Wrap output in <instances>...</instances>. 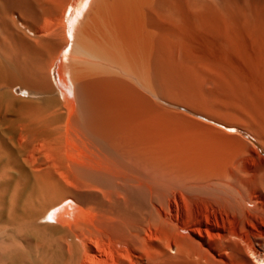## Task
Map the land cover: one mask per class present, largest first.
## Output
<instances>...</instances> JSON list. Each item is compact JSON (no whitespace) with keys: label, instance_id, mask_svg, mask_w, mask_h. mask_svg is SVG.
<instances>
[{"label":"bare ground","instance_id":"6f19581e","mask_svg":"<svg viewBox=\"0 0 264 264\" xmlns=\"http://www.w3.org/2000/svg\"><path fill=\"white\" fill-rule=\"evenodd\" d=\"M258 144L264 0H0V264H264Z\"/></svg>","mask_w":264,"mask_h":264},{"label":"rangeland","instance_id":"374dc122","mask_svg":"<svg viewBox=\"0 0 264 264\" xmlns=\"http://www.w3.org/2000/svg\"><path fill=\"white\" fill-rule=\"evenodd\" d=\"M70 15H71V12L68 14V16L70 17ZM58 71H59V67L57 66L56 69L54 70V76H53L54 79L57 80L56 82H58ZM16 95L18 98H22V97L24 98L25 97L24 94L20 90H18ZM8 121H9V123H7ZM11 124H12V122H11ZM11 124H10V120H8V118H7V120H5V122L2 124L4 131H2L3 129L1 126V135L4 133L2 135V138L4 136L6 138V140H5V138H3V146H4L3 169H4V176H5L4 177V187H3V192H4L3 194L4 195L3 196H4V202L7 205V207L10 208L12 206L14 211L16 210L15 213H16L17 217L26 218V217L30 216L32 208L35 205L37 206V204L40 203V196H39L40 192H39V186L36 182V179L31 174L29 167L26 166L22 157H18L19 155L16 152L17 149H16V145H15L14 139H13L14 138V130H13L14 126L12 124V126L10 127ZM4 126H5V128H4ZM9 127H10V129H9ZM6 128H7V130H6ZM243 134L245 135V137L249 141H253L256 143V140L251 135H249L247 133H243ZM6 135H8V136L6 137ZM4 143H6V144L4 145ZM12 145H14V146H12ZM256 148H258V150L262 154H264L263 146L258 144ZM16 165H18L17 168H16ZM8 173H10V174H8ZM9 178H10V180H9ZM15 186L17 187V189ZM12 193H14V194H12ZM9 197H11V199ZM15 199H16V202H15ZM8 200H9V202H8Z\"/></svg>","mask_w":264,"mask_h":264}]
</instances>
